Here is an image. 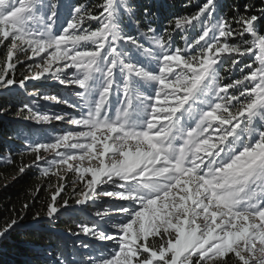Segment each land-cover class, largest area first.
Listing matches in <instances>:
<instances>
[{"label": "snow or ice", "instance_id": "obj_1", "mask_svg": "<svg viewBox=\"0 0 264 264\" xmlns=\"http://www.w3.org/2000/svg\"><path fill=\"white\" fill-rule=\"evenodd\" d=\"M181 7L0 0V90H64L28 93L48 111L18 116L53 127L16 132L18 172L55 178L49 226L83 217L39 264H264V3Z\"/></svg>", "mask_w": 264, "mask_h": 264}, {"label": "trees", "instance_id": "obj_2", "mask_svg": "<svg viewBox=\"0 0 264 264\" xmlns=\"http://www.w3.org/2000/svg\"><path fill=\"white\" fill-rule=\"evenodd\" d=\"M72 3L75 0H71ZM94 4L97 0H87ZM146 0H137L141 6ZM164 5L163 16L167 17L173 13H184L186 10L181 7L184 0H159ZM222 11L226 15L232 14V5H243L255 3L256 8L261 7L264 0H221ZM242 10V9H241ZM191 12L192 9H187ZM18 73V72H17ZM19 79V77L17 78ZM18 104H21V100ZM16 101L0 96V108H15ZM10 107V108H9ZM8 110L0 116V158L9 157L13 163L0 165V229L11 219L20 220L18 226L5 238L0 239V264H39L40 253L57 243L56 234H64L67 243L71 246L74 237L68 236L69 229H75L77 215L72 213L64 215L60 222L49 226L44 219V206L50 196L47 191V178L40 177L37 168L28 169L23 175L18 169L22 164H29L33 157L27 154L26 145L22 138L18 139V130L28 131L30 124L24 123V119H14L16 111ZM23 153V155H21ZM37 170V171H36ZM40 189L37 193L36 190ZM28 204L29 209L25 211L23 205ZM36 213L40 214V220H34Z\"/></svg>", "mask_w": 264, "mask_h": 264}, {"label": "rangeland", "instance_id": "obj_3", "mask_svg": "<svg viewBox=\"0 0 264 264\" xmlns=\"http://www.w3.org/2000/svg\"><path fill=\"white\" fill-rule=\"evenodd\" d=\"M21 76V72L18 71L17 73V78H20ZM33 83L35 82H28V86H27V90L24 89H18V88H13L10 91H4V90H0V96H4L7 98H10L11 101H16V100H21V104H18V101H16L17 105H15V108H10L8 109L7 106V111L10 110L12 111L11 113H14L13 111H16V117L14 119H23V115H27V109L25 108V106L27 105L28 108L33 109L34 111H43V112H47L48 108H41L36 102L33 96L28 95L29 92H36L37 94L39 93H51V94H55L57 91L61 92V94H64V90L62 87H55V86H51V87H43V88H33ZM50 84L52 83L51 81L49 82ZM38 98V97H37ZM45 102L41 101V104H44ZM53 107L56 108L57 111H59V109L63 106H54ZM21 109H24L23 115H19L18 113L20 112ZM6 111V112H7ZM5 113V112H4ZM0 114V116H3V114ZM24 123L30 124L31 128L28 129V131H31L32 133V138L33 139H46L49 135H51L52 133L50 132V130L52 129V125H41V124H36L35 121L33 120H25L24 119ZM67 127V126H66ZM60 129L57 128V131H59ZM31 156V155H30ZM7 163V158L6 157H2L0 158V165L6 164ZM36 168V167H34ZM37 171V170H36ZM39 173V170H38ZM40 174V173H39ZM41 177V176H40ZM55 178H51V180L48 179V183L46 184L47 186V191L49 192V194L51 193L52 189L49 188V184H55ZM71 193V188H69L67 191H65L64 193H62V195L67 198ZM70 205L75 206L74 205V201L70 200ZM81 239H83V237H81ZM111 243V242H108ZM95 247V245H94Z\"/></svg>", "mask_w": 264, "mask_h": 264}]
</instances>
